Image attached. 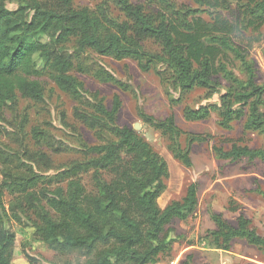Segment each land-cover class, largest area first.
Segmentation results:
<instances>
[{"label": "trees", "instance_id": "obj_1", "mask_svg": "<svg viewBox=\"0 0 264 264\" xmlns=\"http://www.w3.org/2000/svg\"><path fill=\"white\" fill-rule=\"evenodd\" d=\"M6 1L0 0V115L17 106L18 96L44 102L47 76L75 102L72 117L94 142L73 126L74 142H62L56 150L78 156L53 167L42 149L50 146L48 131L29 125L25 113L9 142L0 141V264H14L11 223L33 228L54 252L83 258L76 264H156L172 250V222L186 220L197 209L195 183L181 199L159 206L167 162L136 130L117 124L119 95L108 106L75 75L128 91V82L109 70L102 57L130 59L141 72L155 73L171 106L197 90L205 100L217 96L215 103L185 104L183 118L201 121L215 114L223 130L240 122L262 144L226 139L228 148L212 147L215 157L264 163V84L257 81L244 40L239 41L264 31V0H191L194 5L95 0L93 9L74 7V0H25L13 10ZM138 115L168 139L173 158L192 166V145L205 136L181 129L173 112L157 117L139 109ZM60 123L68 124L63 118ZM29 138L38 150L30 148ZM209 217L214 228L207 239L213 248L230 250L234 239H242L264 252V234L243 214L235 224L221 213L211 211ZM187 258L184 264H191Z\"/></svg>", "mask_w": 264, "mask_h": 264}, {"label": "rangeland", "instance_id": "obj_2", "mask_svg": "<svg viewBox=\"0 0 264 264\" xmlns=\"http://www.w3.org/2000/svg\"><path fill=\"white\" fill-rule=\"evenodd\" d=\"M40 1L50 2L52 0ZM176 1L194 5L191 0ZM24 3L25 0H7L6 6L13 10ZM97 3L95 0H74L73 6H86L93 9ZM262 33L264 31L258 34L247 33L239 41L244 40L241 44L248 47L249 57L256 64L257 81L264 84V37ZM101 59L109 70L123 81L128 82V91H122L110 84L98 83L86 74L75 73V75L85 83L90 91H98L100 96L105 97L108 106L111 104L113 95H119L122 105L117 116V124L136 130L167 162L168 175L163 179L166 189L158 199L159 206L164 208L172 200L181 199L190 184L197 185L198 205L195 213L186 220L172 222L170 225L172 250L161 256L156 264H184L188 256H191L189 259L191 264H264V252L245 240L234 239L230 250H221L210 246L209 239H207V231L214 228L209 217L211 211L221 213L231 224H235L237 216L243 214L251 220L259 234H264V163L246 160L230 163L216 158L212 151L214 145L228 148L229 144L226 139L257 147L262 144L261 138L252 132H245L240 122L236 123L231 130L220 129L216 125L215 114L201 121H186L183 118L182 111L185 104L195 107L199 104L215 103L218 100L217 96L205 100L202 97L204 92L197 90L188 95L182 104L171 106L164 86L155 73L141 72L136 63L130 59L115 60L110 57ZM38 65L41 66V63L38 62ZM44 79L46 81L44 102L36 103L18 96L16 109L6 108L2 112L0 141L9 142L8 137L11 133L16 134L18 122L25 113L30 121L29 125H37L48 131L47 141L50 146L44 145L42 149L52 160L51 166L55 167L78 156L70 151L56 150L57 147L63 146L62 142H74L75 128L73 129V126L77 128L78 126L72 117V107L75 102L55 87L47 76ZM139 109L157 117L173 112L176 124L181 129L201 134L207 138L203 142H195L192 145L191 167H185L173 158L168 149V139L139 117ZM61 118L65 119L68 124H61ZM78 129L85 140L89 143L94 142L91 132L83 127ZM28 143L34 151L40 148L30 138ZM38 165L41 169L45 168L42 164ZM84 182L88 185L87 177L84 178ZM8 200L9 197L6 195L5 203ZM10 229L15 235L12 248L14 264H76L78 261H83V258L77 257L74 253L60 254L50 250L38 240L31 227H20L11 223Z\"/></svg>", "mask_w": 264, "mask_h": 264}, {"label": "water", "instance_id": "obj_3", "mask_svg": "<svg viewBox=\"0 0 264 264\" xmlns=\"http://www.w3.org/2000/svg\"><path fill=\"white\" fill-rule=\"evenodd\" d=\"M135 128L138 129L137 126H135Z\"/></svg>", "mask_w": 264, "mask_h": 264}]
</instances>
